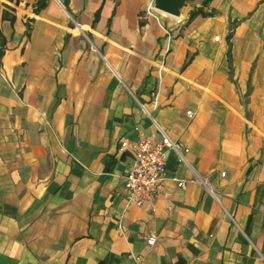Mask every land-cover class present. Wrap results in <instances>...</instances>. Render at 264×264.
<instances>
[{
	"label": "crops",
	"instance_id": "1",
	"mask_svg": "<svg viewBox=\"0 0 264 264\" xmlns=\"http://www.w3.org/2000/svg\"><path fill=\"white\" fill-rule=\"evenodd\" d=\"M39 1L0 0V264H264V0Z\"/></svg>",
	"mask_w": 264,
	"mask_h": 264
},
{
	"label": "built area",
	"instance_id": "2",
	"mask_svg": "<svg viewBox=\"0 0 264 264\" xmlns=\"http://www.w3.org/2000/svg\"><path fill=\"white\" fill-rule=\"evenodd\" d=\"M218 39L219 37H216V40ZM167 149L175 150L181 159H184L181 145L175 143L164 131H162V140L158 143L148 139H141L138 142L135 162L124 176L128 206H141L145 202L155 201L159 196L170 198L171 194L165 188ZM222 174L225 175V173ZM178 186L184 188L185 181H178ZM168 209L172 210L173 207L169 205ZM147 243L153 245L155 238H147Z\"/></svg>",
	"mask_w": 264,
	"mask_h": 264
},
{
	"label": "water",
	"instance_id": "3",
	"mask_svg": "<svg viewBox=\"0 0 264 264\" xmlns=\"http://www.w3.org/2000/svg\"><path fill=\"white\" fill-rule=\"evenodd\" d=\"M190 0H154V8L173 17L181 16V9Z\"/></svg>",
	"mask_w": 264,
	"mask_h": 264
},
{
	"label": "trees",
	"instance_id": "4",
	"mask_svg": "<svg viewBox=\"0 0 264 264\" xmlns=\"http://www.w3.org/2000/svg\"><path fill=\"white\" fill-rule=\"evenodd\" d=\"M210 0H205L203 3V6L201 8L195 9L191 12L190 15V19L189 21L193 20L196 16L202 15L203 17H208V16H212L213 13H207L204 11V7L207 6L209 4ZM46 6V1L45 0H40L38 3V10H41L43 8H45ZM231 36V33H230Z\"/></svg>",
	"mask_w": 264,
	"mask_h": 264
},
{
	"label": "bare ground",
	"instance_id": "5",
	"mask_svg": "<svg viewBox=\"0 0 264 264\" xmlns=\"http://www.w3.org/2000/svg\"><path fill=\"white\" fill-rule=\"evenodd\" d=\"M164 15H168V14H165V13H163Z\"/></svg>",
	"mask_w": 264,
	"mask_h": 264
}]
</instances>
